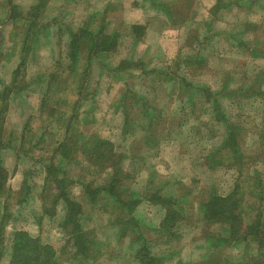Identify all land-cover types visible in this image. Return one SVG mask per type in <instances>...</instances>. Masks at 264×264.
I'll use <instances>...</instances> for the list:
<instances>
[{
	"label": "rangeland",
	"instance_id": "1",
	"mask_svg": "<svg viewBox=\"0 0 264 264\" xmlns=\"http://www.w3.org/2000/svg\"><path fill=\"white\" fill-rule=\"evenodd\" d=\"M33 1L0 0V26L10 22L12 11L18 15L12 31L6 30L15 46L0 33V57L22 50L29 20L36 24L30 37L37 39L17 77L19 91L5 104L0 100V264L11 263L19 232L52 246L59 264H238L261 258L244 230L259 213L264 222V57L236 46L238 38L251 46L258 41L264 52V0L243 9L240 0H225L230 6L215 16L210 11L218 0H145L144 7L141 0H47L30 18L41 2ZM158 1L167 11L153 9ZM147 17L143 38L129 40L127 27ZM89 27L117 34L120 46L93 57L91 65L85 51L73 75L67 60L72 36ZM198 28L207 33L197 41ZM197 57L204 60L194 63ZM88 66L80 98L79 73ZM120 66L126 71L116 72ZM54 73L55 87L63 91L50 92L43 108L44 95L30 92L44 90ZM194 83L210 89L211 112L201 94L194 114ZM31 105L38 108L34 120L19 129L15 123L27 121ZM96 138L113 144L114 157L103 168L87 156L86 144ZM234 149L249 158L244 166ZM232 191L241 199L236 241L226 224L205 221L201 212L210 196ZM63 196L82 205L89 246L84 254L73 247L70 227L64 228Z\"/></svg>",
	"mask_w": 264,
	"mask_h": 264
},
{
	"label": "trees",
	"instance_id": "2",
	"mask_svg": "<svg viewBox=\"0 0 264 264\" xmlns=\"http://www.w3.org/2000/svg\"><path fill=\"white\" fill-rule=\"evenodd\" d=\"M46 2L47 0H41L39 5L37 4L36 6H33L30 9V12L28 13L27 17L31 18L34 16H38V14H40V12H42L45 9L44 5L46 4ZM255 4H256L255 0H240L238 2V6L240 9L253 8ZM229 6L230 4H226L225 0H218L215 9H213L212 12L214 11L217 12L218 10ZM17 18H18L17 12L15 10L12 11L11 20L15 22ZM213 22H214V18L209 23V26L212 25ZM28 23H29L28 25L29 29L25 31V36L22 46L23 59L20 68L16 72L17 76L14 83V86L16 88L18 87L17 77L21 73V70L24 69L23 67L26 64L27 58L29 54L32 53L33 46L37 41V39H34L33 36L30 37V35H33L32 33L35 32L34 25L36 24L34 20L31 21L29 20ZM198 29H199L198 33L194 34V40L197 41L199 40L198 36L203 37L206 36L207 33L200 30L205 28H198ZM146 30L147 28L144 25H134L131 28V32L128 31L126 37L132 38V41H135L136 43L138 39L140 40L141 38H143ZM103 31L104 29L95 30L89 27L88 29H84L72 36V40L70 43L71 45L69 46V51L67 53L68 54L67 60L69 61L70 64H72L73 67L72 70H74L73 75L76 74L75 70H77V65L79 64V62L81 60H85L83 59L85 57L83 55L85 51L88 52V58H89L88 62L89 65H91L93 57L106 53H112L120 46L118 42L119 37L117 36V34L112 33L109 35H103L104 34ZM241 41H244V43L241 44ZM254 43L255 45L251 46L248 44L247 41L243 40L242 38H238L237 39L238 46L236 47L250 48V53L255 58L264 57V52L261 49H259V47L257 46L259 42L255 41ZM196 60L203 61L204 59H202L201 57H197L194 60V63ZM88 69L89 66L88 68H86L85 71L79 73L80 79L78 84V96L80 98L83 96V92H82L83 75L88 72ZM119 69L126 71V69L120 66L118 67V69H116V72L120 73ZM58 78H59L58 73L52 74L50 76V81L47 82L46 86L44 87L43 90L44 97L42 99L43 108L45 107V104H47L49 100L48 94L50 92L56 93L63 91V86H60V88L58 89L55 87ZM162 78L163 77H161V79ZM168 78L171 79V75ZM182 83L187 85L186 80L184 78L182 79ZM12 91L13 90L10 88L7 89L2 96V101H6L9 98ZM209 93H210V89H208V87L194 83V86L193 88H191L190 91V95H194V114L197 111V106L199 105L197 103L198 96H200L201 94H205L207 96V103L205 101V103H203V106L208 110V112L212 111L211 110L212 106L216 107L214 104H211V97ZM233 131L235 133H238L239 135L240 129L238 130V132L237 129H234ZM1 132H2V126L0 125V134ZM231 137L234 136L232 135ZM86 145H88L86 146L87 156L92 158V161L94 162L93 164L97 168L105 167L106 163L110 162L111 159H113L114 157L113 146H112L113 144L107 140L96 138L95 141L89 142ZM235 148H239V146L238 147L235 146ZM233 153L238 157V159L239 158L245 159L242 163L243 166L246 164L245 162L246 159H249L245 156H242L241 151L238 149L237 150L234 149ZM63 155L64 154H61L59 156L63 158ZM209 167L213 169L214 165L210 164ZM47 172L49 176V174H51V167L47 168ZM4 176L5 173L3 169V152H2V144L0 143V194L4 192V187H5V181L3 180ZM103 190L107 191L106 189ZM107 192L110 193L111 195H117V193L113 189ZM87 193L91 195V192L88 191ZM155 199L157 201L165 203L164 199H162L161 197L156 198L155 196ZM63 200L65 202V213H66L64 218V228L70 227L69 232L72 234L73 247L76 249L78 254H84L87 252V249H89V246H88V241L86 240L87 231L83 228L82 222L80 221L81 214L83 212L82 205L79 202L70 199L68 196H63ZM240 205H241V199L240 198L238 199L236 191H232V193L228 194L227 196L225 195L215 196V197L210 196L208 200L202 202L201 212H202L203 220L208 222L219 221L226 224L228 234L231 236V238L233 237L232 239H234V241H236L239 239L238 236H240L242 232L241 228H239L240 227L239 223L240 224L242 223V219L240 218L239 215ZM261 217L262 214L259 213L258 216H256L254 220L250 222V226L246 227V230H244V239H248L254 242L262 251V257L254 260L253 262H242L238 264H264V222L261 219ZM167 226L168 223L165 222L164 227ZM228 243L230 242L228 241L226 243L225 241L223 242V244H228ZM10 264H59V262L57 260V252L54 250L52 246L42 243L40 239L33 238L25 232H19L16 234L14 238V247H13L12 259Z\"/></svg>",
	"mask_w": 264,
	"mask_h": 264
},
{
	"label": "crops",
	"instance_id": "3",
	"mask_svg": "<svg viewBox=\"0 0 264 264\" xmlns=\"http://www.w3.org/2000/svg\"><path fill=\"white\" fill-rule=\"evenodd\" d=\"M88 1L90 2V0H88ZM144 1L145 0H141L140 1V5L142 7H144ZM154 1H156V0H154ZM112 2H115V1L112 0ZM33 3L36 4L37 3V0L36 1H33ZM150 3H151V1H150ZM158 3L159 4L152 3L153 6H156L157 5V7H153L154 10L160 11V9H164L165 8V10L167 11V6H165V4H161L160 1H158ZM112 8H113V6H112ZM260 8L264 10V8H262V7H260ZM212 11H213V9H211L210 14L214 16V13ZM61 13L63 15H65V13H63V12H61ZM93 14H98V13L97 12H94ZM7 20H9L10 22H7L6 24L0 26V33H1V31H3L2 33H4V40L6 39V35H7L6 30L9 28L10 30L9 29L8 30L9 31H12V29H13L12 28V25L15 24L13 22V20H11V14H9V18H6V21ZM148 22H150V20L147 17L143 23H141V22L140 23H133L129 27H127L128 28V31L131 32V28L134 25H144V26L147 27L149 25ZM9 31H8V33H9ZM128 39L129 40H132V38H129V37H128ZM6 42L8 43L7 46H10L11 47L12 44L14 45L13 42H15V40L14 39H11V38H9V39L7 38L6 39ZM22 44H23V42H22ZM10 57H12V58H9V57H6V56L0 57V100H2V96H3L2 94H4V92L7 89H9V88L12 89L15 92L16 91H19V89L14 86V83H15V79H16V76H17L16 75V72L20 68V65H21L22 59H23L22 50L16 48L15 49V54L13 56L10 55ZM21 72H22V70H21ZM30 94L31 95L37 94V97H39V95H44V92L41 89L36 90V88H34V90L30 92ZM2 102L5 104V101H2ZM2 102L0 101V120H1V116H2L1 113H2V111L4 109V106H5V105L3 106V103ZM23 106L24 105H22V108L25 109L26 107H23ZM26 109H28V108H26ZM36 110H38L37 106H32L31 105L29 107L30 116L28 117L27 121L23 122V121L20 120V121H18V123H15V126L20 129V128H23L24 126H26V123H29V121L34 120V118L31 117L33 115L31 113H34V111H36ZM0 125H1V122H0Z\"/></svg>",
	"mask_w": 264,
	"mask_h": 264
}]
</instances>
